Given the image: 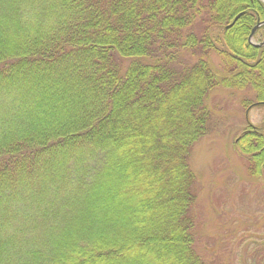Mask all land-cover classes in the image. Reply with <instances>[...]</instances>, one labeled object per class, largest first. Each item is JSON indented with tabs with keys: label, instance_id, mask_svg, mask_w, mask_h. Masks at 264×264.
<instances>
[{
	"label": "trees",
	"instance_id": "1",
	"mask_svg": "<svg viewBox=\"0 0 264 264\" xmlns=\"http://www.w3.org/2000/svg\"><path fill=\"white\" fill-rule=\"evenodd\" d=\"M261 21L260 0H0V264H218L189 158L214 89L264 108Z\"/></svg>",
	"mask_w": 264,
	"mask_h": 264
},
{
	"label": "rangeland",
	"instance_id": "2",
	"mask_svg": "<svg viewBox=\"0 0 264 264\" xmlns=\"http://www.w3.org/2000/svg\"><path fill=\"white\" fill-rule=\"evenodd\" d=\"M241 97L242 92L214 89L211 133L194 144L189 158L198 184L196 243L207 261L218 264H264V251L255 244L264 238V184L248 180L244 159L233 146L245 123ZM247 116L259 125L264 108H252Z\"/></svg>",
	"mask_w": 264,
	"mask_h": 264
},
{
	"label": "water",
	"instance_id": "3",
	"mask_svg": "<svg viewBox=\"0 0 264 264\" xmlns=\"http://www.w3.org/2000/svg\"><path fill=\"white\" fill-rule=\"evenodd\" d=\"M262 3H264V0H260ZM262 24H264V21L263 22H258L257 25L252 29L250 35H249V40L252 38L255 30L261 26ZM264 44V40L258 45V46H262Z\"/></svg>",
	"mask_w": 264,
	"mask_h": 264
}]
</instances>
